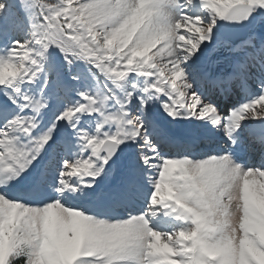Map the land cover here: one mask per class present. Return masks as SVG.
I'll list each match as a JSON object with an SVG mask.
<instances>
[{
	"label": "snow or ice",
	"instance_id": "snow-or-ice-1",
	"mask_svg": "<svg viewBox=\"0 0 264 264\" xmlns=\"http://www.w3.org/2000/svg\"><path fill=\"white\" fill-rule=\"evenodd\" d=\"M0 264H264V0H0Z\"/></svg>",
	"mask_w": 264,
	"mask_h": 264
}]
</instances>
